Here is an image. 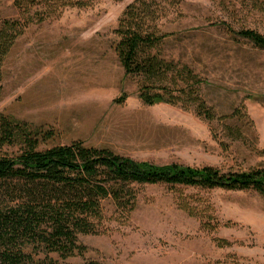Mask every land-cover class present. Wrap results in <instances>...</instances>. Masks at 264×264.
<instances>
[{"label":"rangeland","instance_id":"1","mask_svg":"<svg viewBox=\"0 0 264 264\" xmlns=\"http://www.w3.org/2000/svg\"><path fill=\"white\" fill-rule=\"evenodd\" d=\"M133 1L93 0L91 8L29 25L2 66L0 114L51 133L41 149L82 141L156 166L264 167V49L237 35H264V0H175L168 7L164 24L175 35L163 54L203 80L212 121L194 107L139 100L113 50L117 21ZM17 17L13 0H0V25ZM236 110L230 133L223 118ZM131 189L133 211L122 216L106 206L100 232L78 235L83 255H51L57 264H264V197L256 192Z\"/></svg>","mask_w":264,"mask_h":264},{"label":"trees","instance_id":"2","mask_svg":"<svg viewBox=\"0 0 264 264\" xmlns=\"http://www.w3.org/2000/svg\"><path fill=\"white\" fill-rule=\"evenodd\" d=\"M175 2L134 0L127 5L113 31V50L124 77L136 81L142 104L194 107L212 121L214 114L200 96L203 80L187 63L163 54L164 44L175 35L164 24L168 7ZM93 4V0H13L17 19L0 25V99L3 63L24 30L35 21ZM237 35L264 49L263 34L242 29ZM235 116L237 110L223 118L230 133ZM50 138L49 132L0 114V264H57L51 255L60 260L82 256L85 247L78 243V235L100 232L106 206L122 216L133 211L132 185L254 191L264 197V167L223 171L210 166H156L82 141L41 149ZM187 206L180 204L193 215Z\"/></svg>","mask_w":264,"mask_h":264}]
</instances>
